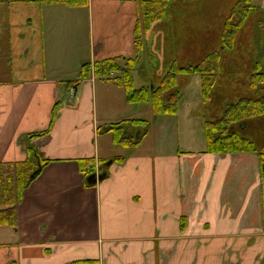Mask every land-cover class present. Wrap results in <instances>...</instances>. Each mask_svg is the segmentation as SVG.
<instances>
[{
  "label": "crops",
  "instance_id": "crops-1",
  "mask_svg": "<svg viewBox=\"0 0 264 264\" xmlns=\"http://www.w3.org/2000/svg\"><path fill=\"white\" fill-rule=\"evenodd\" d=\"M84 1L7 2L10 64L20 60L0 80V163L23 161L20 138L46 130L61 103L50 136L37 141L50 162L24 191L16 230L2 232L16 247L13 264H264V178L255 154H208L203 136L202 146L144 153L142 140L132 151L123 147L126 160L110 164L108 177L84 187L77 160L119 157L98 128L131 119L114 106L110 95L121 88L112 82L85 79L74 97L68 84L86 62L134 56L144 0ZM236 2L225 12L212 8L208 30L216 24L220 37Z\"/></svg>",
  "mask_w": 264,
  "mask_h": 264
},
{
  "label": "trees",
  "instance_id": "trees-1",
  "mask_svg": "<svg viewBox=\"0 0 264 264\" xmlns=\"http://www.w3.org/2000/svg\"><path fill=\"white\" fill-rule=\"evenodd\" d=\"M61 1L71 7L81 6L85 3L84 0ZM172 1H141L133 29L135 56L124 59L123 65L119 64L116 59H107L92 64L86 62L81 66L75 80L68 84V88L75 87L78 82L94 76L110 81L123 89L125 102L128 105L147 104L154 116L174 115L183 96L179 78L188 79L193 75H198L202 102L204 104L209 103L221 64L222 53L219 51L211 52L193 66L181 67L174 61L158 85L147 84L139 88L134 87L133 72L138 68L139 57L144 49L141 34L142 32L143 34L147 33L157 22L166 20L171 10ZM257 9L260 10L256 7L254 0H237L224 19L220 31L219 44L222 50H233L238 33L249 15ZM255 36L257 55L252 63V72L248 80V87L254 92V97L241 98L235 103L226 104L221 118L213 121L203 119L202 126L206 153L220 155L255 154L258 157L260 177L264 178V145L251 139L245 130L249 121L264 120V16L256 22ZM60 105V102L54 103L46 130L29 133L20 138L26 155L23 161L0 163V227L16 230V208L22 202L23 193L50 162V160L41 157L37 141L44 142L50 136L51 127L57 118ZM148 127L149 123L146 120L131 119L98 129L99 133L111 134L115 145L132 151L143 140ZM125 160L126 156L100 160V175L105 179L109 175V164H122ZM77 163L79 172L83 177L84 187H93L94 185H90L86 181L94 173L90 166L91 159H79ZM32 175L33 177H31ZM180 227L183 229V223ZM81 263L88 264L90 262Z\"/></svg>",
  "mask_w": 264,
  "mask_h": 264
},
{
  "label": "rangeland",
  "instance_id": "rangeland-1",
  "mask_svg": "<svg viewBox=\"0 0 264 264\" xmlns=\"http://www.w3.org/2000/svg\"><path fill=\"white\" fill-rule=\"evenodd\" d=\"M233 1L236 0H173L166 20L154 24L147 33L142 32L144 49L139 57L138 68L133 72L135 88L147 84L158 85L174 61L181 67L193 66L214 51L221 52L222 58L211 101L207 104L202 102L198 75L188 79L179 78L183 96L174 115L154 116L147 104L126 105L123 89H119V96L110 95L114 106L119 105L124 108L125 116L130 119L146 120L149 123L140 151L148 153L173 147L181 149L183 146L198 144L202 146L203 132L200 131V136L196 130L201 128L202 118L212 121L219 119L226 104L235 103L241 98L254 97V92L248 87V80L252 72V63L257 55L255 25L258 19L264 16V6L249 15L236 37L232 51L221 49L219 36L213 34L217 32L214 27L216 24L208 30L213 17L212 8L217 7L225 12ZM7 2L8 0H0V80H5L11 73H15L20 60L15 56L13 63L10 64ZM185 4L189 8L187 15L184 10ZM196 4L200 7L199 12L195 8ZM18 6L24 5L18 3ZM204 14H207L206 17H210L211 20H204ZM22 16V20L25 21V16L23 14ZM19 21L20 17L11 20V23ZM21 49L22 46L14 47L15 51ZM34 49L33 46L32 50ZM117 62L121 65L124 63L123 59H118ZM115 92L117 93V89ZM245 130L251 139L264 145L263 119L249 121ZM106 138L110 139L111 134ZM125 152L126 149L123 147L112 145V155L121 156ZM12 230L8 227H0V264H13L18 261L16 247L10 246V241L2 233Z\"/></svg>",
  "mask_w": 264,
  "mask_h": 264
},
{
  "label": "water",
  "instance_id": "water-1",
  "mask_svg": "<svg viewBox=\"0 0 264 264\" xmlns=\"http://www.w3.org/2000/svg\"><path fill=\"white\" fill-rule=\"evenodd\" d=\"M31 177H33V175ZM102 179H103V176H101V175L96 176L95 174H93V175L89 176L86 181L90 185H95L97 182L102 181Z\"/></svg>",
  "mask_w": 264,
  "mask_h": 264
},
{
  "label": "built area",
  "instance_id": "built-area-1",
  "mask_svg": "<svg viewBox=\"0 0 264 264\" xmlns=\"http://www.w3.org/2000/svg\"><path fill=\"white\" fill-rule=\"evenodd\" d=\"M70 93L73 94V89L70 90ZM94 169H95L96 171H98V164H97L96 161H95V164H94Z\"/></svg>",
  "mask_w": 264,
  "mask_h": 264
}]
</instances>
